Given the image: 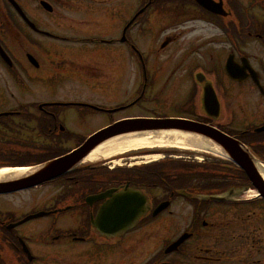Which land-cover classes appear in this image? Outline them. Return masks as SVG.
I'll return each mask as SVG.
<instances>
[{
  "label": "flooded vegetation",
  "instance_id": "af4514ba",
  "mask_svg": "<svg viewBox=\"0 0 264 264\" xmlns=\"http://www.w3.org/2000/svg\"><path fill=\"white\" fill-rule=\"evenodd\" d=\"M20 10L29 21L27 23L20 13L9 3V0H0V44L8 55L10 60H3L0 56V71L3 73L0 77V115L9 114L12 121H4L6 118H0V139L8 140L5 130H11L14 135L13 141H17L22 130H34L35 128L43 130L41 135L48 140H60L65 138V119L66 114L72 113L76 115L77 122L82 124L83 116L86 115H101L108 119V125L116 121L136 118V117H153V118H174L180 117L206 125H210L238 138L241 142L249 146L250 150L257 157L264 159V132L257 133L256 130L264 126V57L260 60L258 54L249 55L245 52V46L235 44L232 53L236 60L241 63L243 58H247L251 67L257 74L258 83H254L251 78L243 83L231 81V85L222 86L218 79H211L212 75L206 76L205 82L200 84L194 83L191 88V94L186 96L185 103L181 102L180 107L185 113L164 114L163 112H155L153 109H148V105L158 104L159 100L149 99L148 96L140 94L131 104H119L113 108H107L103 104H93L94 109L88 106L92 105L85 101L69 102L61 99L51 100L47 103L34 104H19L18 100H14L16 104H9L6 97H16L18 91H25L27 88H22L21 82L27 80V85H36L40 83L44 87V91L48 92V87L56 89V86L67 84V80L72 79L78 82H90V72L82 74V64L80 61L84 58L85 62L92 61L93 58L85 57V54H90L89 50L72 49L71 55L65 51L63 44H81V40L77 34L73 38L67 36H60L52 32L48 26H42L34 18L33 3L37 2L39 11L44 15V22H49L52 16L57 12L56 16L62 23L66 32H70V27L75 26L71 24L75 19V23H85L94 27L95 44H121L120 41L111 40L109 38L98 37L96 33L100 29H108L110 25H120V20H128L130 23V11H134L136 15L139 11L146 7L151 1L149 0H14ZM230 0L225 1L226 4ZM246 0H238V12L243 20L238 19L239 26L244 23L249 26L252 31H262L264 29V0H250L246 5ZM130 2H133L131 7ZM241 2V3H240ZM245 2V3H244ZM44 6H43V4ZM154 6L159 4L157 1H152ZM233 2H231L232 4ZM57 4V5H55ZM151 4V6H152ZM233 6V5H232ZM237 6V5H236ZM148 9V8H147ZM146 9V10H147ZM153 15L147 16L143 13L136 19V24L133 25L134 31L145 32L147 28L153 26L152 21L157 18L160 13L155 8ZM230 13L232 10L228 7ZM196 18L201 21L218 28L215 23H210L205 19L207 14L203 10H199ZM209 15V14H208ZM42 16V18H43ZM75 17V18H73ZM98 20V21H96ZM39 21V22H38ZM31 24H34L36 29ZM110 24V25H109ZM126 24V25H127ZM71 25V26H69ZM125 25V23H124ZM125 25V27H126ZM99 28V29H98ZM132 28V27H131ZM74 33V31H72ZM92 34V35H93ZM262 37V36H260ZM91 39V38H89ZM93 39V38H92ZM53 42L55 44H36L39 41ZM22 45L24 47H20ZM244 45V44H243ZM260 48L262 56H264V44H256ZM175 44L170 41V44H151L145 51L150 57H157L156 60L165 61L163 57L174 50ZM18 47L22 48L17 49ZM52 47L55 49L52 51ZM133 44H128L125 48L128 50L127 55L130 56V48ZM238 47L240 50L238 52ZM103 48V47H101ZM70 49V48H69ZM111 47L101 51L102 58H100V65L105 61L108 63L110 54L108 50ZM256 50V47H255ZM144 53L146 54V52ZM19 52V53H18ZM77 53V54H76ZM125 53V51H123ZM256 53V52H255ZM76 54V55H74ZM79 54L82 55L80 61L76 62ZM159 54V55H158ZM49 55V56H48ZM147 55V54H146ZM34 57L36 62L31 59ZM76 57V60L72 59ZM62 62H65L62 64ZM166 62V61H165ZM62 64L58 70L61 69V76L56 75L52 70L55 65ZM26 66L24 69L21 66ZM182 64V63H181ZM54 66V67H53ZM178 66V65H177ZM176 65L171 63V66L156 65L154 71L158 72H143L141 74L143 86L147 77L150 80V87L157 85L156 76H170L174 74ZM57 68V67H56ZM26 72V73H24ZM60 72V71H59ZM202 72V71H201ZM214 74L225 75V68L219 66L213 68L211 71ZM212 73V74H213ZM140 75V74H139ZM196 75V74H195ZM190 77L194 79V70L191 71ZM9 79L7 83L3 81ZM72 80H69L71 82ZM97 84L100 80L96 79ZM120 84L115 90L113 86L112 92H120L124 77L119 79ZM211 82L215 87L220 101V113L218 116L212 114L214 109L204 106V87ZM109 83V82H108ZM222 83V82H221ZM100 85V84H99ZM227 86V87H226ZM102 88H104L102 86ZM222 88V89H221ZM244 88L245 91L257 94L258 98L255 100H246L238 107V91ZM167 91H174L165 88ZM8 91H10L8 93ZM146 94V93H145ZM167 94V93H166ZM168 95V94H167ZM172 95L176 108L179 109L177 99ZM12 102V101H11ZM174 102L172 104H174ZM236 102V104H235ZM69 104V105H68ZM162 104V103H161ZM160 104V105H161ZM165 104L168 106L167 101ZM11 106V107H7ZM4 106V108H3ZM72 111H69V109ZM135 109L148 110L143 114H130V111ZM115 110V111H113ZM213 110V111H212ZM113 111V112H111ZM153 112V113H152ZM155 112V113H154ZM127 113L129 115L123 117H116L118 114ZM163 113V114H161ZM178 114V115H177ZM85 117L87 121L88 117ZM91 117V116H90ZM89 122V121H88ZM83 122V123H88ZM33 128V129H30ZM46 130V131H45ZM3 135V136H2ZM152 162V161H151ZM167 160L163 164L169 163ZM180 164V161H173ZM190 163V162H189ZM145 164V162L139 165ZM104 165V164H103ZM102 165V166H103ZM137 165V164H135ZM161 165V164H160ZM157 165L150 166L148 169L155 170ZM110 170V171H109ZM147 170V169H145ZM90 171V170H89ZM99 175H93L89 179L86 175L79 173V175L64 176L52 182L46 183L40 187H35L30 190L19 193L2 195L0 198H15L21 194L27 193L30 195L28 205H33L30 211L20 215L19 210L26 208H18L19 204H13L8 200L0 202V264H71L72 249L74 248V256H81L75 260L74 264H84L89 262L91 264H264V199L258 197L256 200H239L232 201L231 197L234 194L230 191L228 199L224 204L229 206L234 205L233 208L239 209L235 214L237 216H222L217 214L212 217L201 218L198 217V212L189 214L190 217L182 218L188 228L191 229L190 238L182 245L178 251L171 255H166L161 248H149L145 242L159 241L152 238L153 235L149 233H128L126 235H103L97 228L93 226L99 211L110 203L113 197H105L100 200L89 199V197L101 196L109 191H112L113 196L125 189L126 185L134 190L143 191L147 199V205L150 211L141 218V226L152 225L157 222L171 223L174 218V212L170 211L169 216H164L165 211L157 216H154V210L165 200L156 197L154 193L161 188L157 184H150L148 188L140 186L141 179L138 173L143 172L139 169H123L125 176L121 178L120 182L115 180V173L111 169L105 168L93 170ZM122 171V172H123ZM232 171L237 175H241L243 171L240 168H233ZM106 172H111L104 174ZM120 174V173H117ZM127 177H131L128 180ZM118 183V184H117ZM172 189V188H171ZM199 189H204L200 187ZM45 190L41 194H33ZM172 194H174L172 196ZM177 192L172 189L170 195L172 209L178 200ZM194 197V196H193ZM184 198V197H183ZM193 199L192 197H190ZM17 199V198H16ZM186 199V198H185ZM194 199L200 200L198 197ZM202 200V199H201ZM169 201V202H170ZM183 202H181L182 205ZM246 206H251L253 212L249 215H240L242 209ZM17 207V208H15ZM16 209L13 211V209ZM188 209L193 210L192 206L188 205ZM186 209L185 212L188 210ZM206 215H214L216 213L215 207L207 208ZM57 212V213H55ZM52 213L50 216L46 214ZM18 214V216H17ZM41 215V218L30 222L24 220L30 216ZM68 219L70 224L74 227L61 228L57 227L59 219ZM50 219L52 224L47 229L38 231L34 228L35 222ZM202 219V220H201ZM57 227V228H56ZM31 232V233H27ZM41 233L40 236L35 237L36 234ZM148 236V237H147ZM192 240L200 241V245L196 248H190L189 243ZM59 249V250H57ZM64 251H66L64 253ZM93 251V252H91ZM94 256V261L85 257Z\"/></svg>",
  "mask_w": 264,
  "mask_h": 264
},
{
  "label": "rangeland",
  "instance_id": "374dc122",
  "mask_svg": "<svg viewBox=\"0 0 264 264\" xmlns=\"http://www.w3.org/2000/svg\"><path fill=\"white\" fill-rule=\"evenodd\" d=\"M250 0H246L244 3L246 5L249 4ZM232 2L236 5H238V0H232ZM241 3V2H240ZM38 3L34 2L33 3V10L34 12V18L37 20V18L40 20V24L42 26H48L51 28L52 32H54L57 35L60 36H67V38H73V35H76L75 33H78L77 35L80 38H84V37H93L95 36L94 33V27L87 25L85 23H74L72 22L71 24H76V26H72L70 27V32H66L69 30H66L64 28V26L62 25V23L58 20V17L56 16L57 12L52 16V18H50L51 20H49V22H44V14L41 13V11H39L38 8ZM57 5V4H55ZM130 5L132 7V2H130ZM132 11H130L128 13V15H132ZM43 16V18H42ZM37 17V18H36ZM75 18V17H73ZM197 18H185V23L179 24L180 20L179 18H174L171 16H163V19L161 21V23L156 27V31L154 32H149V36H147L145 38V34H143V32H139L136 30V32H133L130 34V40L131 42L135 43L138 47L141 48V50L144 52L146 49H148V46H151V44H163L167 39L173 41V44H175V46L173 47L174 50L171 53L166 54V57H163L164 60L166 61H161V60H155L154 57L150 58V56L148 55V53L146 52L147 56H148V60L149 62H151V66L152 68H155V66L157 65H167L168 67L171 66V63L173 64H178L179 62L182 63V65L187 66V68H181L182 70H174V74L172 76H170V79H168V83H173L171 85V89L170 90H174L172 93L171 91H166L167 94L165 96H163V91L162 89L156 85L150 95H160L161 94V99L163 101H167L168 106H165V110L166 111H172V112H181V108H176V103L174 102L172 95H175V99H177V103L181 104V102L185 103V98L186 96L191 94V88L193 87V81L192 78L190 77V73H191V69L192 71L194 70L195 72L200 71L199 68L202 67L201 69H212V68H216L217 66L212 64L215 62H219V66H221V59H223L224 57H227V54L232 51V49L234 50L235 45L232 47L230 46V43L228 41L227 38V34L225 32H222L216 28H212L209 27L208 25H206L205 23H201L197 21ZM98 21V20H96ZM123 21V20H121ZM122 23V22H120ZM118 22H116V24L114 25H110L108 29H99L98 32L96 33V36L98 37H104V38H114L116 39L117 37L120 36V26L121 25H117ZM71 26V25H69ZM155 30V29H152ZM150 30V31H152ZM72 31H74V33H72ZM93 34V35H92ZM81 43V41H80ZM36 44H55L53 42H47V41H39ZM232 44V43H231ZM233 44H244L241 46H245L244 50L246 53H248L249 55H253L255 56V54H258L257 56L259 57L258 59L262 60L264 56H262L261 52H260V48H257L255 46V44H261V41H257L254 42V40H251L247 43L241 42L236 40ZM254 44V45H252ZM20 47H24L22 45H19ZM64 48H78L79 50H89L90 54H85V57H90V58H95L94 53L97 52L98 48H96L95 46L93 47V45H89L84 43L82 44H78V45H73V44H63ZM18 47L17 49H22ZM256 47V50H255ZM115 49H110L108 51H110L108 54H110V56H112L114 59L116 60H110L108 63L105 61L104 63H102L101 65L98 64L96 62V59H94L92 61H88L85 62V64H89V67H83L82 68V73L83 74H87V72L90 70H93L92 67V63L97 66L98 68L93 70L92 72H90V82H76L72 80L71 82H69V80H67L68 82H66L67 84H63L62 86H56V89H51V87H48V92L44 91V87L38 83L36 85H27V80L25 79V81L21 82L20 84H23V89L27 88V90L25 91H18L16 93V97L11 98L9 95L6 97L7 101L9 102V104L13 103L14 105L16 104V102H14V100H18V105L19 104H36V103H47L51 100H58L61 99L62 101H69V102H82L85 101L87 103H91V104H103L105 105H109V103L111 104H117L119 103L122 99L124 98L126 93L129 92L128 95L133 93V89L136 88L135 85V76L134 74H136V72L138 71V66L137 64L135 65L134 60L130 61L129 60H125V63H123V53L122 51H124L123 45L122 44H116L114 45ZM122 49V50H121ZM55 50L52 47V51ZM240 50V47H238V52ZM102 51V50H101ZM99 52V56L100 58H102V52ZM256 52V53H255ZM19 53V52H18ZM77 54V53H76ZM74 54V55H76ZM125 55V54H124ZM159 55V54H158ZM49 56V55H48ZM109 56V57H110ZM81 57H83V54L80 55L77 58L81 59ZM126 58V57H125ZM72 59L76 60V57H72ZM120 59V60H119ZM157 59V57H156ZM184 59V60H183ZM122 60V61H121ZM65 62H62V64H64ZM61 63L57 66V64L55 65L54 69L52 70L56 75L61 76V73H65L67 74V72H61V69H59V67L62 65ZM181 65V66H182ZM190 65H195L194 67H189ZM23 67V69L26 67L24 66V64L21 65ZM223 66V65H222ZM57 67V68H56ZM178 68V67H177ZM204 69V70H205ZM126 70V72L124 73V71ZM60 71V72H59ZM206 71V70H205ZM207 72V71H206ZM26 73V72H24ZM208 73V72H207ZM2 72L0 71V77L2 76ZM209 75H211L209 73ZM124 77V82L121 86V92H112V88L111 86H113V88L116 90L118 88V85L120 84L119 79H122ZM158 80L161 82L162 81V77L158 76L157 77ZM211 78L214 79H220L219 78V74H215L211 76ZM96 79L100 80V85L97 84L95 81ZM9 79H5L3 82L7 83ZM221 80V79H220ZM109 82V83H108ZM122 83V82H121ZM219 84H221V82H219ZM102 86L104 88H102ZM168 87H170V84L167 85ZM10 91H8L9 93ZM136 93V91H135ZM135 93L133 94L132 98L135 96ZM153 98V97H151ZM258 98L257 94L255 93H251L249 91H245L244 88L240 89L238 91V107L239 104L243 105L246 100H256ZM126 100V99H125ZM12 101V102H11ZM109 102V103H108ZM174 102V104H172ZM108 103V104H107ZM236 104V102H235ZM7 107H11L8 106ZM183 107V106H182ZM4 108V106H3ZM148 108H152L154 110H158L157 105H151L148 106ZM71 111V110H70ZM184 111V110H183ZM144 113V110L142 109H138L137 111H134L133 113H137L140 114ZM184 113V112H183ZM163 114V113H161ZM129 114L124 113V114H120L117 117H123V116H127ZM86 115L83 114V116H77L78 117H83V121H80L81 123L83 122H88L87 124H80L79 122H77L76 119V115H73L72 113H68L65 116V119H67V121H65V125L67 127V130L69 132V134L65 137V138H61L60 140H55L54 143H52L53 147L54 145L58 144L60 146V149H62L63 151H66L67 149H71L73 148L74 144L76 145V143L81 140L82 138H85L86 136H90L92 133L96 132L97 130H99V125L103 123V119H101V117H96V115H88L86 117L87 121L85 120ZM91 116V117H90ZM99 128V129H98ZM33 129V128H30ZM35 128L34 130H30L28 132V130L24 128V130H22V133L20 135L21 138L26 137L24 134H27V138H30V141L32 140V135L35 134L38 136V134L40 133L41 135V131L40 129ZM39 132V133H38ZM5 134L7 136L6 141H2L0 139V148L3 147V152L0 151V159H3L7 156H5V153L8 152H13L14 154H16L17 156H19V158H23L25 156L28 157L29 156H33L34 154L38 153L40 150L43 149L44 146V141L39 137V139H41L40 141L37 142H30V141H22L20 138L17 139V141H13V138L16 136L13 134V132L9 129V130H5ZM59 148V147H58ZM165 153V152H163ZM167 158L168 156H171L170 154H165ZM163 154V156H165ZM173 157H176L177 155H179L180 157H183L182 159L185 160L186 162H190V163H198V161H196L197 156L200 159H203L204 162H206L207 164H213V163H224L227 165V163H225L222 159H217L215 157L212 156H204V155H197V154H186V153H180V154H176L172 152ZM176 155V156H174ZM162 156V158H164ZM133 158H136L135 156H132ZM158 158V157H157ZM132 159V158H131ZM121 160L120 164H124L126 166V168L129 166V164H135L137 162H142L141 160ZM149 159H156V158H147ZM169 159V157L167 158ZM147 161V160H144ZM100 164V163H98ZM101 168V166H100ZM43 191L45 190H40L38 192L35 193L32 192L31 195L33 194H41L43 193ZM254 193H250V196H253ZM156 195L159 196L160 198H165V197H169V194H165L163 192H161L160 190L156 192ZM236 199H243L245 198L243 196V191L239 190L236 193ZM17 198V199H16ZM8 200L11 201L13 204H15V202H17L19 205L18 208L21 207H25L26 205L29 204V200H30V195H28L27 193L25 194H21L15 198H0V202L2 203L3 201H5L7 204ZM35 205V203L33 204ZM33 205H28V210L25 208H21L19 210H16L14 208V210H16L17 212L19 211V214H25L27 211L31 210V207H33ZM188 205H190L188 202H183L182 205L181 203L179 205L176 206V204H174V206L176 207V211L178 212V216L179 214H183L184 218L187 217L188 215L186 214L185 210L188 209ZM36 206V205H35ZM17 208V207H15ZM250 208V210L248 209ZM174 209V212H175ZM238 208H233V207H226L225 209H220V212L224 215H226V211H232L235 213V210H237ZM253 208H251L250 206H246L244 207V209H242L240 215H249L253 212ZM191 212V211H190ZM237 213L239 215V209L237 210ZM19 215V216H20ZM18 216V214H17ZM18 216V217H19ZM210 216V215H209ZM230 216H235L234 214H231ZM70 222V220L68 219H59L58 223H61L57 225V227L59 229L61 228H71L74 227L73 224L68 223ZM52 224V222L50 221V219H46V220H42L39 222H35L34 224V228L37 229L38 231L47 229V227H49ZM160 225L157 226V228ZM187 226V225H186ZM186 226L185 223L182 221L181 218L176 217V215L174 216L173 219H171V225L169 226L168 229V237L167 238H171L174 239L176 237H178L179 232L183 229L186 231ZM56 227V228H57ZM156 231V230H155ZM162 231H164V229H162ZM184 231V232H185ZM188 231V230H187ZM27 233H31V232H27ZM167 233V232H166ZM41 233L36 234L35 237L40 236ZM177 235V236H176ZM173 236H175L174 238H172ZM200 245V241L197 240H192L189 243L188 247H192V248H196ZM59 250V249H57ZM74 248L72 249L71 252V257H69L70 260H72L71 264H74L75 260L79 259L81 256L76 255L74 256L73 254ZM66 251H64L65 253ZM93 252V251H91ZM88 259H92L93 261L94 256H88L85 257ZM92 263V262H91ZM89 262H86L84 264H91ZM95 264V262H93Z\"/></svg>",
  "mask_w": 264,
  "mask_h": 264
},
{
  "label": "water",
  "instance_id": "95a60500",
  "mask_svg": "<svg viewBox=\"0 0 264 264\" xmlns=\"http://www.w3.org/2000/svg\"><path fill=\"white\" fill-rule=\"evenodd\" d=\"M205 8L214 11L216 13H222L219 9H212L211 7L200 3ZM230 64V63H229ZM228 64L227 72L228 74L237 79L234 74V70ZM212 89V88H211ZM213 91V90H212ZM208 93V89H206ZM212 97L215 100V94L212 93ZM208 94H206V97ZM180 132L182 134H187L194 136L196 138H204L209 143L216 145L221 149V151L228 155L234 162L240 165L244 170H246L249 178L256 186L260 193L264 196V178L258 173L256 167L253 164V160L250 158L248 152L244 150L237 141L213 130L207 126L200 125L190 121L184 120H132L118 123L112 127H109L94 136H92L81 148L74 151L72 154L65 156L59 160H55L41 167L31 170L23 176H16L0 183V195L9 194L17 192L19 190H24L32 188L34 186L43 184L49 180H52L65 172L76 167L86 156L92 153L97 147L106 141L128 134L145 133V132ZM123 211V210H122ZM127 217L134 216L133 211L126 210ZM123 215V213H121ZM123 216L121 217V219ZM134 220V219H133ZM131 220L127 221L121 226L116 225L115 227H129L131 228Z\"/></svg>",
  "mask_w": 264,
  "mask_h": 264
},
{
  "label": "bare ground",
  "instance_id": "6f19581e",
  "mask_svg": "<svg viewBox=\"0 0 264 264\" xmlns=\"http://www.w3.org/2000/svg\"><path fill=\"white\" fill-rule=\"evenodd\" d=\"M73 22L75 23L76 20L74 19ZM157 149H176L180 151H191L199 154L212 153L218 155L221 153L219 147L209 143V141L204 138L196 139V137L182 134L180 132L166 131L157 134L148 132L142 134L123 135L110 139L90 153L85 159V162H87V164H93L100 161H109L111 159L118 160L121 156L126 154ZM221 156L224 155L221 154ZM157 157L158 156H153L152 158ZM119 163L117 161L118 165ZM258 168L264 177V165L258 163ZM18 171L20 170H0V183L3 179H8L11 174L17 173Z\"/></svg>",
  "mask_w": 264,
  "mask_h": 264
},
{
  "label": "trees",
  "instance_id": "16d2710c",
  "mask_svg": "<svg viewBox=\"0 0 264 264\" xmlns=\"http://www.w3.org/2000/svg\"><path fill=\"white\" fill-rule=\"evenodd\" d=\"M224 187H228V185L227 184H225V185H223Z\"/></svg>",
  "mask_w": 264,
  "mask_h": 264
}]
</instances>
